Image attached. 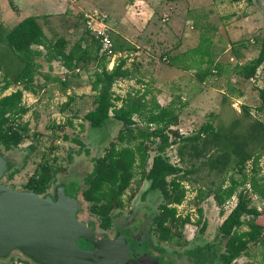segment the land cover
I'll return each instance as SVG.
<instances>
[{
  "label": "rangeland",
  "instance_id": "obj_1",
  "mask_svg": "<svg viewBox=\"0 0 264 264\" xmlns=\"http://www.w3.org/2000/svg\"><path fill=\"white\" fill-rule=\"evenodd\" d=\"M57 1L62 5L60 8ZM57 1L13 0L18 9L13 11L8 0H0V26L3 27L0 51L6 54L4 62L0 63V88L5 76L12 80L22 68L3 34L32 13L39 15V23L49 42L63 37L68 48L82 42L92 51L89 61L81 62L78 71L66 74L61 71L60 60L49 61L47 51L39 49L41 55L35 61L32 91H24L21 85L13 84L0 94L6 96L23 90L22 103L29 108L20 120L26 127L25 141L12 152L1 150L7 171L0 184L25 191L23 187L41 166L52 165L57 174L42 197H54L60 190L66 197H76L80 205L78 220L94 226L97 240L119 239L127 244L138 237L155 264H195V258H190L187 252L208 245L215 252L212 264H222L219 256L224 252L225 239L219 227L235 207L237 195L226 202L221 214L213 194L221 184L229 186L231 179L240 180L239 146L260 157L258 166L264 176V139L256 138L255 127L264 126V110L258 109L259 94L264 90V63L250 80H243L235 73L237 65H244L258 56L259 43L264 37V0ZM50 4L57 6V13ZM91 10L106 14L112 29L113 49L106 58L108 69L125 58V67L131 73V79H118L113 85L115 95L121 98L145 95L148 105L155 100L174 108L178 116L177 123L167 131L176 144L167 149L166 155L172 165L182 170L179 178L186 192L180 205L170 206L176 208L180 218H189V223L172 229L181 234L173 235L166 242L161 240L152 222L164 202L158 193L148 192L149 182L144 179L156 155L158 140L155 145L145 144L146 168H135L130 187L113 203L109 211L110 229L100 228V218L89 212L90 205L83 201L81 192L75 196L79 187L85 189L84 178L91 172L94 159L105 154L121 128L109 121L106 127L93 129L83 119L93 109L95 93L90 82L98 66L94 41L85 28L84 14ZM51 13L54 15H49ZM181 45L183 49L193 48L194 57L191 56L196 60L186 65V78L179 81L180 87H175L171 86L174 74L167 66L172 64V51ZM205 52L209 55L201 58ZM201 74L206 76L203 80L198 77ZM57 77L66 79L68 85L64 87L55 82ZM159 93L163 100H158ZM116 104L121 105L120 102ZM134 120L144 128L138 116H134ZM207 126H211L213 132H204ZM197 135H200L198 141H187ZM251 166V161L246 163V174ZM11 173L14 176L9 178ZM248 189V186L238 188L237 192L244 190L250 207L262 212V202ZM199 210L202 222L206 223L202 233L201 225H196ZM241 230L246 231L247 227ZM0 264L37 263L15 250L1 259ZM232 264H264V231L258 243L249 245L248 256Z\"/></svg>",
  "mask_w": 264,
  "mask_h": 264
},
{
  "label": "trees",
  "instance_id": "obj_2",
  "mask_svg": "<svg viewBox=\"0 0 264 264\" xmlns=\"http://www.w3.org/2000/svg\"><path fill=\"white\" fill-rule=\"evenodd\" d=\"M235 2L241 0H234ZM13 11H18L13 0H8ZM3 27L0 26V32ZM88 34V32L86 31ZM1 34V33H0ZM10 50L17 56L22 68L14 74L10 80L4 77V85L0 88L2 95L13 85H21L24 91H32L30 87L35 76V61L40 57L39 49L46 50L49 54V61L57 59L61 61V71L66 74L73 70H78L81 62L89 61L92 55L90 46H83L82 42L68 48V42L61 37L54 42H49L39 23L38 17L29 16L21 20L12 29L3 34ZM3 38L0 37V41ZM94 41V40H93ZM259 53L256 58L244 65H237L236 75L243 80L252 79L258 68L264 63V37L259 43ZM95 60L98 61L97 68L92 74L91 90L95 93L93 99V109L84 116L89 126L93 129H102L109 121H114L120 125L116 138L110 142V147L103 156L93 161L91 172L84 178L85 189H77L81 192L82 199L90 205L89 212L100 218L99 226L103 230L110 229L112 219L109 211L113 203L119 199L130 187L135 176V168L144 170L148 155L145 151V144L150 142L156 144V155L153 157L151 165L144 176L149 182L148 192L158 193L163 202L159 206V213L155 214L152 222L158 230V235L163 241H169L173 235L180 236L181 233L172 229L182 228L189 223V218H180L175 207L170 205H180L185 196V190L181 185L179 174L182 170L170 163L166 151L175 145L167 134L168 129L178 121L175 109L171 106H163L157 101L148 105L143 95L140 98L128 95L126 98L116 96L113 92V85L118 79H129L130 70L125 67L127 59L121 58L112 69L107 67V57L98 56L97 43L94 41ZM197 51H199L197 49ZM9 56V52H6ZM6 54L0 51V63L4 62ZM204 55H209L205 52ZM203 80L206 76H198ZM48 78H46L47 80ZM55 82H59L64 87L68 85L67 80L57 77ZM23 90H16L9 95H0V154L1 150L12 152L20 146L26 139V127L20 120L29 112V108L22 103ZM259 110H264V90L260 92ZM71 100V99H70ZM121 105L117 106L116 103ZM138 116L144 124L140 128L134 120ZM256 138L264 139V126L258 124ZM204 132H213L211 126H207ZM215 135V134H214ZM200 135L187 139V141H198ZM260 157L247 153L239 146L238 173L240 180L231 179L230 185L221 184L213 194V198L220 213L232 197L237 195V203L219 227L220 235L225 239L224 252L220 254L219 260L222 264H232L238 258L248 256L250 244L258 243L264 231V210L261 212L254 207H250L249 199L244 190L237 192L238 188L243 189L248 186V191L258 197L264 206V176L258 166ZM251 161L252 166L249 174L245 172V165ZM57 172L53 166L44 164L36 173L35 177L29 179L23 187L25 191H30L36 195H44L51 182L56 177ZM186 175V173H183ZM14 176L13 173L9 178ZM199 218L196 225H201V233L206 228V223L202 222V212L199 210ZM247 227L242 231V227ZM206 248V249H205ZM209 250V251H208ZM188 256L195 258V264H208L215 260V252L210 246L203 248L196 247L187 252Z\"/></svg>",
  "mask_w": 264,
  "mask_h": 264
},
{
  "label": "water",
  "instance_id": "obj_3",
  "mask_svg": "<svg viewBox=\"0 0 264 264\" xmlns=\"http://www.w3.org/2000/svg\"><path fill=\"white\" fill-rule=\"evenodd\" d=\"M6 171L0 154V181ZM79 208L61 190L42 197L0 184V260L18 250L37 264H149L133 259L123 240H97L94 226L78 220ZM80 241L93 249L83 250Z\"/></svg>",
  "mask_w": 264,
  "mask_h": 264
},
{
  "label": "built area",
  "instance_id": "obj_4",
  "mask_svg": "<svg viewBox=\"0 0 264 264\" xmlns=\"http://www.w3.org/2000/svg\"><path fill=\"white\" fill-rule=\"evenodd\" d=\"M84 20L86 31L97 43L98 56L108 57L113 49L112 29L107 23L108 16L98 10H91L84 14Z\"/></svg>",
  "mask_w": 264,
  "mask_h": 264
},
{
  "label": "crops",
  "instance_id": "obj_5",
  "mask_svg": "<svg viewBox=\"0 0 264 264\" xmlns=\"http://www.w3.org/2000/svg\"><path fill=\"white\" fill-rule=\"evenodd\" d=\"M28 1H30V0H28ZM36 1V0H35ZM57 1V0H56ZM172 1V0H171ZM175 1V0H174ZM57 3H58V8H60L62 5H60L61 3H59V1H57ZM55 4H50L49 5V7L51 8V9H54L55 11H56V13L58 12V8H57V6H55ZM20 9V8H19ZM61 10H59V12H60ZM49 15H54L53 13H51V14H49ZM29 16H33V17H38L39 15L38 14H36V13H32V14H30ZM20 21L18 20V22H15V24L12 26V27H14L15 25H17L18 23H19ZM11 27V28H12ZM11 28H7V30H5V31H8V30H10ZM44 31V30H43ZM45 34V33H44ZM46 36V35H45ZM183 43H184V41H183ZM184 48V45L182 46L181 45V47H179L177 50H174V51H172V53H171V55H172V64H171V66H167V67H169L170 69H169V71L172 73V74H174V78H173V80H172V84H171V86H175V87H180V84H179V81L180 80H182V79H185L186 77L184 76V74H186L185 72H188V68L186 67V65L188 66V65H190L189 64V62H192L193 63V61H195L196 59H194L193 57H194V54H192L191 53V51H193L194 49L193 48H188V49H183ZM193 57H192V56ZM171 59V58H170ZM130 60V59H129ZM132 61V60H131ZM183 66V67H182ZM186 68H187V70H186ZM166 71H168V70H166ZM185 71V72H184ZM179 73H182L183 74V77H181V75L179 74ZM188 77V76H187ZM132 77H130L129 79H131ZM189 78V77H188ZM187 80H189V79H187ZM188 86V85H187ZM69 89H66V91H68ZM183 90V89H182ZM187 90V89H186ZM184 92H185V94H187L188 93V90L187 91H185V90H183ZM69 93V92H68ZM158 95V100L160 101V100H163L164 98H162V93H159V94H157ZM186 100H188V98H185ZM165 102V101H164ZM166 103V102H165Z\"/></svg>",
  "mask_w": 264,
  "mask_h": 264
},
{
  "label": "flooded vegetation",
  "instance_id": "obj_6",
  "mask_svg": "<svg viewBox=\"0 0 264 264\" xmlns=\"http://www.w3.org/2000/svg\"><path fill=\"white\" fill-rule=\"evenodd\" d=\"M129 237L130 236L128 233L127 239ZM134 239L135 240H133V242H131V243L126 240V242H128L127 246L129 247V251L133 254V256L131 255L133 257V259H135L137 261H141V260H147V262L150 261L148 257L149 256L152 257V255L150 254V252L145 251V248L142 245V239H139L138 237H135ZM78 244L83 250L93 249L92 245H90L88 243H84L83 241H80ZM152 261H150V262L155 264L154 260H152Z\"/></svg>",
  "mask_w": 264,
  "mask_h": 264
},
{
  "label": "bare ground",
  "instance_id": "obj_7",
  "mask_svg": "<svg viewBox=\"0 0 264 264\" xmlns=\"http://www.w3.org/2000/svg\"><path fill=\"white\" fill-rule=\"evenodd\" d=\"M10 161H11V163H12V160H11V159H10ZM148 258H149V260H150V261H152V260H153V257H150V256H149ZM148 258H147V259H148ZM150 261H149V264H151V262H150ZM152 262H153V261H152Z\"/></svg>",
  "mask_w": 264,
  "mask_h": 264
}]
</instances>
